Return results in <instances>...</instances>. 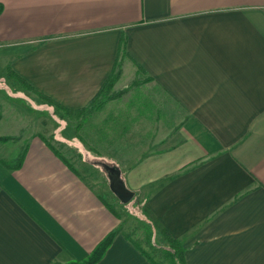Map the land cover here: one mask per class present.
I'll use <instances>...</instances> for the list:
<instances>
[{"label": "crops", "instance_id": "crops-1", "mask_svg": "<svg viewBox=\"0 0 264 264\" xmlns=\"http://www.w3.org/2000/svg\"><path fill=\"white\" fill-rule=\"evenodd\" d=\"M0 6V79L17 95L0 90V107L21 119L29 106L18 98L35 96L7 67L76 111L117 62L112 89H128L131 109L145 114L122 126V143L112 136L113 158L96 156L111 164L117 158L125 188L181 243L186 264H264V0ZM89 115L58 119L62 129L49 136L14 133L7 136L14 141L0 142V264L82 262L111 232L116 236L96 264H151L101 200L109 202L48 141L79 142L73 126ZM117 150L127 158L120 162Z\"/></svg>", "mask_w": 264, "mask_h": 264}, {"label": "rangeland", "instance_id": "rangeland-1", "mask_svg": "<svg viewBox=\"0 0 264 264\" xmlns=\"http://www.w3.org/2000/svg\"><path fill=\"white\" fill-rule=\"evenodd\" d=\"M13 81L17 83L14 79ZM5 84H7V82L5 83L3 79H0V90H6L9 93L10 99L17 98V95L14 94L15 91H13V93L8 86H5ZM127 93L128 89L117 92L112 89L106 94L104 99L102 98L101 102H104L98 111L92 112V115L83 117L84 119L81 120L78 119L75 122L77 124L79 123L81 126L82 138L85 140L83 142L84 147L79 142L74 141L73 138L71 141L74 142H71V144L63 143V145H57V140L54 136L51 139L49 138L48 141H50L49 143H51L56 149L61 148L63 154L76 164V167H78L76 169L79 171L81 176L93 187H95L97 192L102 194V197L119 213L122 218L121 230L125 231L131 238H133V240L137 242V244H139L148 254H150L155 261L160 264H167L159 251L153 250L145 243L144 227L140 221V201L138 200L137 202L133 200L125 206H120L118 199L109 189L108 172L104 167L117 168L119 172H121V167L117 164V158L114 162L111 160L113 162V164H111L109 163V160L103 161L101 157H98L95 154L100 153L106 157L113 158L111 150L112 136H114L116 142L122 143L124 141L123 136L127 131V127L122 128V126L127 125L129 119L134 116L140 118L142 117V113L145 114L144 111L136 112L131 109L133 106L132 99L130 96H126ZM27 97V95H24L23 97L18 98L21 101L24 100V102L22 101L24 105L19 101L23 108H26V105L29 106V111L25 110L24 112H21V115L24 116L21 119L15 118L9 113L10 111H5L3 107H0V137H7L17 133L19 136L21 135L22 138H26L28 135L37 132H42L44 136H49L53 128L62 129V124L58 121V119L56 122L51 119L48 106L45 105L46 108L40 109L37 102L39 105L44 106V104L42 101L37 99L38 97H31L36 98L35 101ZM19 102L16 101L18 104ZM57 115L61 116V113H57ZM43 121L44 124L46 123L45 128L41 126V122ZM59 125H61V127H59ZM56 136L59 135L56 134ZM77 152H80L81 156ZM125 152L126 151H123L124 156L123 153L121 155L118 154L121 153V151L117 150L118 157L120 156L119 161L127 158Z\"/></svg>", "mask_w": 264, "mask_h": 264}, {"label": "trees", "instance_id": "trees-1", "mask_svg": "<svg viewBox=\"0 0 264 264\" xmlns=\"http://www.w3.org/2000/svg\"><path fill=\"white\" fill-rule=\"evenodd\" d=\"M0 12H1V6H0ZM126 43H125V39L121 38L120 39V43H119V47H118V54H120L121 56L126 54ZM117 62H115V65L113 66V69L111 71V74L109 75V77L105 80V82L102 84V86L100 87L99 91L97 92V94L91 99V101L89 102V104L81 109V110H76V111H71L68 110L66 108H64L62 105H60L59 103L55 102L54 100H52L51 98L37 92L36 90H34L32 87H30L25 81H23L21 78H19L17 75H15L9 67H7V73L8 76L12 79H14L17 83H19L26 91L31 92L33 95H35L36 97H38L37 99L42 101V103L44 105H47L49 107H52L54 110V115L57 116V118L60 121H66L67 119H76L77 117L83 116L85 114H89L92 112H96L98 111L103 102L102 98L104 99L106 94L109 93L114 84L118 81L119 79V72L116 71L117 69ZM57 113H61V116H58ZM60 127V125H59ZM58 129V128H56ZM81 129L80 124L78 123L76 126H74V131H75V136L73 138H76L81 145L84 147V143L81 140V138L79 137V131ZM15 138H10V137H0V142L1 143H7L9 141H14ZM24 149L22 150V153L19 154L17 160L15 161L16 168L19 167V165L21 164L23 158H24ZM94 152V151H93ZM81 156V154H79ZM3 164H6L5 162H3ZM14 164V163H13ZM7 165V164H6ZM8 166V165H7ZM68 168L72 167L69 165L67 166ZM117 169V168H115ZM117 171H119L117 169ZM73 173H76L73 169H72ZM120 173V172H119ZM117 180L120 182V185L122 187V189L128 193H133L131 191H128L125 186H124V182L121 178V175L119 174V178H117ZM135 196V195H134ZM137 201L138 202V198H134L130 201ZM119 201V200H118ZM103 205L118 219H120V215L115 212V209L110 206L109 204H107L105 201H102ZM129 202V203H130ZM127 203V204H129ZM120 206H125L127 204H123L119 201ZM141 209H140V221L143 224L144 227V239H145V243L150 246L153 250L159 251L162 258L166 261L167 264H186L185 259H184V249L181 245V243L174 239L173 237H171L169 235V233L161 226V224L158 222V220L153 216V214L149 211L148 208H146V206L141 205ZM117 232H111L109 233L95 248L94 250L91 252V254L82 262H75L72 264H96L98 263L103 255L105 254L107 248L111 245V242L113 241L114 237L116 236ZM130 242L131 244H133L136 248H141V246L139 244H137V242L131 240L129 238V236H125ZM140 250V249H139ZM140 252L143 254V256H145V258L151 263V264H160L159 262L155 261L154 258L148 254L147 252H145L143 249L140 250Z\"/></svg>", "mask_w": 264, "mask_h": 264}, {"label": "water", "instance_id": "water-1", "mask_svg": "<svg viewBox=\"0 0 264 264\" xmlns=\"http://www.w3.org/2000/svg\"><path fill=\"white\" fill-rule=\"evenodd\" d=\"M109 173V179H113V182L109 185L110 191L112 194L123 204L129 203L133 197L134 193H128L124 191L120 185V182H117V178H119V171L112 167H104ZM117 183V185H116Z\"/></svg>", "mask_w": 264, "mask_h": 264}, {"label": "flooded vegetation", "instance_id": "flooded-vegetation-1", "mask_svg": "<svg viewBox=\"0 0 264 264\" xmlns=\"http://www.w3.org/2000/svg\"><path fill=\"white\" fill-rule=\"evenodd\" d=\"M108 182H109V185L113 182V179L111 180V179H109V173H108ZM117 182L119 183V181L117 180ZM116 185H117V183H116Z\"/></svg>", "mask_w": 264, "mask_h": 264}]
</instances>
